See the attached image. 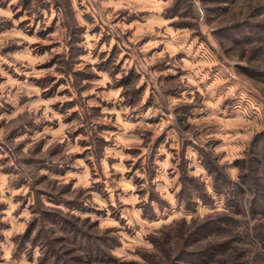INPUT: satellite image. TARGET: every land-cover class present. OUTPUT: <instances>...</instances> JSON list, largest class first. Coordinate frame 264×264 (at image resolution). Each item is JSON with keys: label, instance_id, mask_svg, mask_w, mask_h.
Listing matches in <instances>:
<instances>
[{"label": "rangeland", "instance_id": "obj_1", "mask_svg": "<svg viewBox=\"0 0 264 264\" xmlns=\"http://www.w3.org/2000/svg\"><path fill=\"white\" fill-rule=\"evenodd\" d=\"M0 264H264V0H0Z\"/></svg>", "mask_w": 264, "mask_h": 264}]
</instances>
